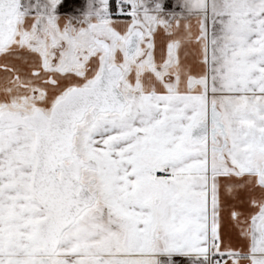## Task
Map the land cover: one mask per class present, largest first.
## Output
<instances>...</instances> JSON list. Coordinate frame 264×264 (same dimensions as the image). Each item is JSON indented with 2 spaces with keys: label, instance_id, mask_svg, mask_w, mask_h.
<instances>
[{
  "label": "snow or ice",
  "instance_id": "snow-or-ice-1",
  "mask_svg": "<svg viewBox=\"0 0 264 264\" xmlns=\"http://www.w3.org/2000/svg\"><path fill=\"white\" fill-rule=\"evenodd\" d=\"M65 6L0 0V264H264V0Z\"/></svg>",
  "mask_w": 264,
  "mask_h": 264
},
{
  "label": "crops",
  "instance_id": "crops-1",
  "mask_svg": "<svg viewBox=\"0 0 264 264\" xmlns=\"http://www.w3.org/2000/svg\"><path fill=\"white\" fill-rule=\"evenodd\" d=\"M170 11H180V0H166ZM74 3L75 7H69L67 4ZM88 0H66V6L58 10V14L63 17H78L87 6ZM73 23L75 20L72 21ZM163 259V258H162Z\"/></svg>",
  "mask_w": 264,
  "mask_h": 264
}]
</instances>
